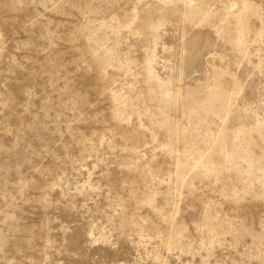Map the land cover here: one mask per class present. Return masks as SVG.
<instances>
[{
	"label": "rangeland",
	"instance_id": "rangeland-1",
	"mask_svg": "<svg viewBox=\"0 0 264 264\" xmlns=\"http://www.w3.org/2000/svg\"><path fill=\"white\" fill-rule=\"evenodd\" d=\"M0 264H264V0H0Z\"/></svg>",
	"mask_w": 264,
	"mask_h": 264
}]
</instances>
